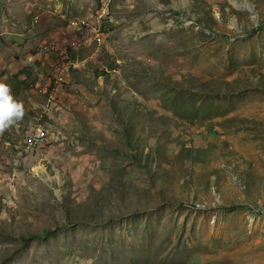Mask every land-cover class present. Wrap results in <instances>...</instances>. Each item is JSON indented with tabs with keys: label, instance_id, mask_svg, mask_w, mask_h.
I'll return each instance as SVG.
<instances>
[{
	"label": "rangeland",
	"instance_id": "374dc122",
	"mask_svg": "<svg viewBox=\"0 0 264 264\" xmlns=\"http://www.w3.org/2000/svg\"><path fill=\"white\" fill-rule=\"evenodd\" d=\"M21 52L0 264H264V0H0Z\"/></svg>",
	"mask_w": 264,
	"mask_h": 264
},
{
	"label": "clouds",
	"instance_id": "9594fccd",
	"mask_svg": "<svg viewBox=\"0 0 264 264\" xmlns=\"http://www.w3.org/2000/svg\"><path fill=\"white\" fill-rule=\"evenodd\" d=\"M60 81L63 79L60 78ZM23 116L24 105L22 101L15 98L9 84L0 82V134L15 124L16 121L22 119Z\"/></svg>",
	"mask_w": 264,
	"mask_h": 264
},
{
	"label": "crops",
	"instance_id": "0c3cea01",
	"mask_svg": "<svg viewBox=\"0 0 264 264\" xmlns=\"http://www.w3.org/2000/svg\"><path fill=\"white\" fill-rule=\"evenodd\" d=\"M35 39H36V37H35ZM24 54H25L24 52H21V55L20 54H16L15 56H12L10 54L4 53V59L0 60V70L8 71V72H10V75L13 74V76L16 79H19L17 77V75L20 74V73H18V68L19 69L21 68V65H20L21 63L16 65V59L20 58V57L21 58L24 57L23 56ZM0 75L4 76V73H0Z\"/></svg>",
	"mask_w": 264,
	"mask_h": 264
},
{
	"label": "built area",
	"instance_id": "2783aa9c",
	"mask_svg": "<svg viewBox=\"0 0 264 264\" xmlns=\"http://www.w3.org/2000/svg\"><path fill=\"white\" fill-rule=\"evenodd\" d=\"M46 140H47L46 131H43L41 128L32 129L31 133L29 132L25 147L27 148L42 147L46 143Z\"/></svg>",
	"mask_w": 264,
	"mask_h": 264
},
{
	"label": "trees",
	"instance_id": "16d2710c",
	"mask_svg": "<svg viewBox=\"0 0 264 264\" xmlns=\"http://www.w3.org/2000/svg\"><path fill=\"white\" fill-rule=\"evenodd\" d=\"M55 232V230H48V231H46L45 233H44V235H42V237H40V238H42L43 240H47V238H48V236L49 235H51L52 233H54ZM35 237H36V235H34Z\"/></svg>",
	"mask_w": 264,
	"mask_h": 264
},
{
	"label": "bare ground",
	"instance_id": "6f19581e",
	"mask_svg": "<svg viewBox=\"0 0 264 264\" xmlns=\"http://www.w3.org/2000/svg\"><path fill=\"white\" fill-rule=\"evenodd\" d=\"M236 6H238L239 8H242L244 10H251L252 9L248 3H246L245 5H242V6H240L239 4H236Z\"/></svg>",
	"mask_w": 264,
	"mask_h": 264
}]
</instances>
